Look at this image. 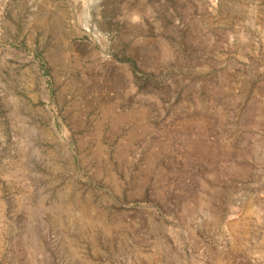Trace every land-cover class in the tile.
<instances>
[{
	"label": "rangeland",
	"instance_id": "rangeland-1",
	"mask_svg": "<svg viewBox=\"0 0 264 264\" xmlns=\"http://www.w3.org/2000/svg\"><path fill=\"white\" fill-rule=\"evenodd\" d=\"M0 264H264V0H0Z\"/></svg>",
	"mask_w": 264,
	"mask_h": 264
}]
</instances>
